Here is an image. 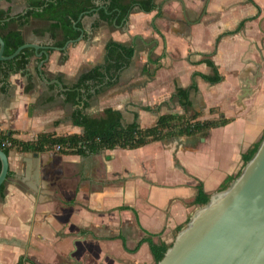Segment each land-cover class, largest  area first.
<instances>
[{
	"label": "crops",
	"instance_id": "1",
	"mask_svg": "<svg viewBox=\"0 0 264 264\" xmlns=\"http://www.w3.org/2000/svg\"><path fill=\"white\" fill-rule=\"evenodd\" d=\"M155 4L149 12L135 7L122 24L101 20L97 10L84 13V36L64 50L69 40L56 45L61 34L35 31L50 22L29 19L21 27L25 42L57 48H49L43 60L30 47L24 69L6 79L0 72V132L24 142L41 133H81L71 117L84 103L66 102V91L82 73L105 63L110 39L134 43L135 55L116 84L100 93L81 92L83 102L91 95L87 114L101 116L111 107L121 111L124 124L137 120L148 128L161 115L186 113L177 88L195 82L187 112L200 120L230 121L138 148L84 154L59 147L11 149L0 191V264H156L144 239L171 243L199 207L193 202L200 185L210 195L220 190L262 139L264 0ZM0 6L16 18L28 4L2 0ZM151 58L160 63L154 76L144 71ZM208 60L221 81L204 78L214 74Z\"/></svg>",
	"mask_w": 264,
	"mask_h": 264
},
{
	"label": "trees",
	"instance_id": "2",
	"mask_svg": "<svg viewBox=\"0 0 264 264\" xmlns=\"http://www.w3.org/2000/svg\"><path fill=\"white\" fill-rule=\"evenodd\" d=\"M26 2L31 8L25 14L10 19H8L10 16L9 10H5L0 6V36L5 43V55L12 54L20 45L25 43L21 27L31 18L50 22L47 27L35 31L39 35L49 32L53 38L61 34L62 39L56 41V45L62 47L68 40L75 39L80 35V16L84 13L97 10L101 20L110 24H122L126 22L135 7L138 6L146 12L152 11L156 7L155 0H26ZM15 24H19L20 28H14ZM135 51L136 45L134 43L129 44L110 39L106 44L105 63L96 65L87 72L82 73L78 80L66 91V102H79L83 96L81 92L87 93L92 89H96V93H100L107 87L116 84L121 71L131 63ZM32 54L33 48L27 47L16 57L1 61L0 72L4 78L6 79L11 73L24 69ZM207 63L212 66L214 74L203 75L204 78L212 83L221 81L223 76L218 72L215 64L210 60ZM159 66V60L151 58L144 71L149 76H154ZM196 87V83L193 82L188 88H177V95L181 104L186 108V113L161 115L156 124L148 128H142L137 120L124 124L121 111L111 107L104 109L101 116L87 114L85 108L88 106L91 97V95H88L84 100V108L79 107L74 110L71 117L73 124L83 128L81 133L63 136L54 133H41L35 141L24 142L13 138L12 132H1L0 147L7 154L14 148L40 151L58 146L60 152L84 154L87 151L99 152L103 149L116 147L138 148L152 141L206 131L229 122L230 120L224 117L217 120H200L197 118L198 114L187 112L191 106L189 93L191 89ZM26 89H29V85ZM78 96L79 99H77ZM3 142L7 144H3ZM260 142L261 140L244 155L245 163L254 155ZM237 175L228 177L220 189L226 188ZM3 187L4 184L0 186V191ZM209 198L210 194L205 192L200 185L193 203L201 206ZM144 241H148L155 262L163 257L170 246V243L155 242L151 237H147ZM22 263L23 259L20 260L19 264Z\"/></svg>",
	"mask_w": 264,
	"mask_h": 264
},
{
	"label": "water",
	"instance_id": "3",
	"mask_svg": "<svg viewBox=\"0 0 264 264\" xmlns=\"http://www.w3.org/2000/svg\"><path fill=\"white\" fill-rule=\"evenodd\" d=\"M30 8L27 6L23 13ZM14 17L10 14L8 19ZM83 36L81 30L80 36L69 40L62 49ZM27 47H33L38 56L44 54L43 60L48 58L49 48H57L25 42L5 55V43L0 36V62L16 57ZM39 76L46 79L41 70ZM54 81L62 90L66 89L59 80ZM83 103L79 101L81 107ZM0 161L1 186L9 173V156L1 147ZM156 264H264V135L240 173L194 211Z\"/></svg>",
	"mask_w": 264,
	"mask_h": 264
},
{
	"label": "built area",
	"instance_id": "4",
	"mask_svg": "<svg viewBox=\"0 0 264 264\" xmlns=\"http://www.w3.org/2000/svg\"><path fill=\"white\" fill-rule=\"evenodd\" d=\"M1 134V133H0ZM3 144H7L6 142H3ZM59 147V146H58Z\"/></svg>",
	"mask_w": 264,
	"mask_h": 264
},
{
	"label": "flooded vegetation",
	"instance_id": "5",
	"mask_svg": "<svg viewBox=\"0 0 264 264\" xmlns=\"http://www.w3.org/2000/svg\"><path fill=\"white\" fill-rule=\"evenodd\" d=\"M1 133V132H0Z\"/></svg>",
	"mask_w": 264,
	"mask_h": 264
},
{
	"label": "rangeland",
	"instance_id": "6",
	"mask_svg": "<svg viewBox=\"0 0 264 264\" xmlns=\"http://www.w3.org/2000/svg\"><path fill=\"white\" fill-rule=\"evenodd\" d=\"M171 244V243H170Z\"/></svg>",
	"mask_w": 264,
	"mask_h": 264
}]
</instances>
